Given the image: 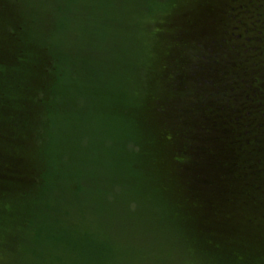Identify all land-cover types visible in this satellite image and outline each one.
<instances>
[{
    "label": "trees",
    "instance_id": "16d2710c",
    "mask_svg": "<svg viewBox=\"0 0 264 264\" xmlns=\"http://www.w3.org/2000/svg\"><path fill=\"white\" fill-rule=\"evenodd\" d=\"M104 219L264 264V0H0V261L107 264Z\"/></svg>",
    "mask_w": 264,
    "mask_h": 264
},
{
    "label": "rangeland",
    "instance_id": "374dc122",
    "mask_svg": "<svg viewBox=\"0 0 264 264\" xmlns=\"http://www.w3.org/2000/svg\"><path fill=\"white\" fill-rule=\"evenodd\" d=\"M102 176L101 172L95 171L94 173V159L91 162L89 161L85 168V183L90 187L95 181L100 180ZM64 211L67 214L68 211L74 212L73 216L75 217V213L79 214L81 212V215H78L79 221L80 223L84 221V224L81 223L82 225L79 226L77 231H80L81 228L82 230L87 229L93 222L75 202L67 203ZM103 221L104 228L107 231L113 232L116 230L111 238L118 244L117 251L111 255V260L107 264H223L221 262L211 263L213 253L209 246L210 250L206 255L198 253L200 257L196 258V253L189 249L178 235L169 234L171 233L170 231L166 230L168 233L163 235L156 230H148L140 224L128 225L120 222L115 226L111 220L104 219ZM158 226L174 229L176 223L163 221ZM174 238H179V240L176 239L177 242L173 243L172 239ZM258 256H264V254L257 255L255 259L256 262L262 261L264 263V259H259ZM2 262L0 261V264ZM102 264H106V262Z\"/></svg>",
    "mask_w": 264,
    "mask_h": 264
}]
</instances>
